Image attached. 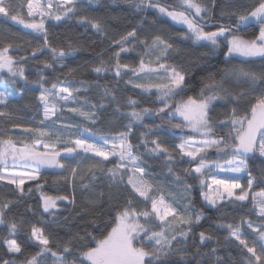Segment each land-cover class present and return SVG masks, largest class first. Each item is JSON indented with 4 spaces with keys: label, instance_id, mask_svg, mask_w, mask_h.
<instances>
[{
    "label": "snow or ice",
    "instance_id": "obj_1",
    "mask_svg": "<svg viewBox=\"0 0 264 264\" xmlns=\"http://www.w3.org/2000/svg\"><path fill=\"white\" fill-rule=\"evenodd\" d=\"M99 2L27 0L28 19H25L11 0H0V14L43 39L42 43L33 44L19 33L9 32L11 40L5 35L6 42L0 47V73L6 72L7 77L0 76V83L7 86L23 81L27 85L24 64L30 59L35 58L43 69L56 70L57 66L65 67V57L79 50L73 42L67 48L54 47L49 40L54 25L46 26V20L59 24L75 19L85 31L90 27L101 37H107L104 21L85 14ZM125 3L136 13L152 9L186 28L181 31V39L205 48L201 56L205 63L210 62L207 58L220 53L222 46L226 47L222 52L224 67L216 71L205 69L209 74L201 77L199 95L184 99L189 87L188 70L169 63L171 52L175 51L170 39L161 34L141 37L147 19L142 16L131 30L118 39H110L107 60L103 51L98 53L99 63L93 64L91 71L97 78L113 73L116 80L111 87L95 85L100 93L98 102H91L85 95L93 84L81 81L77 85L57 78L48 87L41 71L38 80L32 83L39 88L35 109L42 118L34 116L20 123L17 122L20 117L9 108L24 98L25 89L15 96L0 91V106H3L0 107V185L10 186L8 191L12 192L11 197H0L3 201L0 229L7 230L0 241V248L6 249V258L0 264H229V259L232 264H264V191L251 194L257 176L249 170V161L257 156L264 164V69L229 67L234 56L264 60V0L252 5L238 0L222 3L125 0ZM217 7L220 18L235 19L229 23L217 20L212 30L210 22ZM257 26L258 34L254 38L242 35ZM137 43L143 46L139 63H123L122 54L135 51ZM17 52L24 54L17 58ZM48 53L50 59L38 58ZM68 71L73 73L75 69ZM121 80L140 93L155 95L158 106L138 108V100L131 96L124 101L118 94ZM124 103L129 110H124ZM218 107L224 109L223 118L213 115ZM109 109L112 112L109 125L115 120H127L123 130L112 135L100 126ZM65 112L82 118V122L64 117ZM150 116L158 117L161 123L145 122V117ZM9 125L19 132L10 131ZM137 125L146 131H140L139 142L133 143L131 138ZM165 125L169 130L194 135L187 139L180 135L181 142L172 147L161 136ZM209 153L216 155L212 157ZM149 158L163 161L178 191L170 190L156 178ZM179 162L189 165L183 168V175L176 171ZM45 169L61 170L49 174L55 176L56 184L61 181L67 184L71 194H47L40 182ZM65 171L67 175L63 174ZM260 177L264 178V168ZM189 178L199 185L203 201L199 209L194 203L196 184L189 182ZM98 180L106 182L107 193L96 189ZM34 190L39 193L38 206L43 210L39 225L22 213L12 214L13 207L24 202ZM77 190L89 206L82 212H95L97 206L105 205V198L107 205L100 208L99 217L93 216L89 221L92 230L84 229L56 240L54 248L53 236L45 228L61 226L57 201L72 205L75 210ZM249 200L252 204L249 211L254 212L257 221L245 214L239 223L219 222L217 227L227 233L222 245L218 238L215 245H209L214 236L207 231H199V243L194 242V226L204 219V205L224 212L246 208ZM27 211L36 214L31 206ZM44 213L52 219L45 221ZM20 233L24 234V243L19 242ZM190 239L194 251L189 250ZM28 244H34L37 250L26 255ZM221 247H235L239 259H233L231 253L226 259L219 251Z\"/></svg>",
    "mask_w": 264,
    "mask_h": 264
},
{
    "label": "trees",
    "instance_id": "obj_2",
    "mask_svg": "<svg viewBox=\"0 0 264 264\" xmlns=\"http://www.w3.org/2000/svg\"><path fill=\"white\" fill-rule=\"evenodd\" d=\"M11 2L16 6V8L21 12V15L28 19L27 17V0H11ZM162 3L171 2V0H161ZM223 0H218V3H222ZM240 3H247L249 5L255 4L257 0H238ZM89 15H94L98 18H101L107 29V37H101L98 33H96L90 27L87 31L85 28L79 26L76 23V20L64 21L57 24L55 21H47V25H54L51 28L49 33V40L52 42V45L57 48H67L70 42H73L75 46L79 49L72 55H69L64 58V68H60L57 66L56 70L52 69H43V65L36 62L35 58L30 59L27 63L24 64L25 74L28 77L29 83L27 85L24 84L23 81H19L18 85H4L0 83V91H5L7 94L15 96L18 91L21 89H25L26 94L24 98L19 101L18 104L11 105L9 110L14 112L16 116L20 117V120L17 122L24 123L31 120L34 116L36 119L42 118L41 115L36 113L35 105L38 103L36 97L39 95V88L37 85L33 84L32 81H36L39 78L41 71H43L45 75V85L50 87L52 83L56 82L57 78L64 80H71L74 84H79L81 81H85L87 83L93 84V87L90 89L88 94L89 100L93 103L99 101L100 93L99 90L95 87L98 83L99 85H107L109 87L114 86L116 84V80L114 79L113 73H107L99 78L96 77V74L91 71V67L93 64L99 63L98 53L103 51V58L107 60L110 55L109 42L110 39H118L120 35L124 34L126 31L131 30L133 27L137 25L142 16L147 17L144 20L145 27L140 31L141 37L151 36L154 34H161L165 38L170 39V41L174 44L175 51L171 52V56L169 59V63H173L176 66L183 67L188 70L187 79L189 81V87L185 90L186 95L183 97L184 99L187 96H198L200 93V88L202 86L201 77L207 76L209 71H205L208 69L210 71H216L220 68L224 67V57L222 52L226 51V47L222 46V50L220 53L213 57L207 58L210 60L209 63H205L201 60L202 53L206 51L205 48L200 47L199 44H193L192 41L182 40L181 39V31H186L185 28L179 27L175 25L173 22L168 20L166 17L160 16L155 10L149 9L144 13H136L131 8L128 7L125 0H100L99 4L93 6L90 13H85ZM155 19L157 22L155 24L151 23V21ZM235 18H232V21L229 20L228 17L220 18V9L217 7L214 10V16L212 21L210 22V27L212 25H216L217 20L223 23L234 22ZM5 30H8L7 32ZM214 30V27H212ZM19 33L24 35L27 40H32L33 44L42 43V37H36V34L30 33L29 30L23 29L20 25L16 24L14 21L5 18L2 14H0V33L4 35H0V47L4 45L5 35L8 36V39L11 40L12 37L8 33ZM258 34V26L255 28L248 29L246 32L242 33V35L247 38H254L255 35ZM35 37V38H34ZM226 43V42H225ZM142 45L138 43L135 45V51L129 53L122 54V62L128 64H138L139 63V53L142 51ZM30 51V49L28 50ZM47 52V50H45ZM17 58L19 55L24 54L23 52H17ZM50 53L47 56L40 54L38 58L40 60L50 59ZM24 63V62H22ZM232 66L245 67L248 69H253L256 71H260L264 69V60L261 58H253L252 60L238 59L236 57L232 58ZM75 69L73 73H69L68 69ZM0 76L7 77L6 72L0 73ZM119 95L124 98L126 101L127 97L131 96L133 99L138 100V108L142 107H152L153 105H157L155 95L148 96L146 93H140L139 89L132 88L131 85H125L121 80L119 82ZM19 100V97H17ZM181 99V97L176 98ZM3 107V106H0ZM124 110H129V106L124 103ZM224 109L217 108L213 113L214 117L223 118ZM64 117H71L73 122H82V118L73 116L71 113H63ZM2 119V118H0ZM112 119L111 109L107 113L104 114L100 126L102 130L109 135L115 134L117 131L123 130V126L127 123V120H115L111 125H109L108 121ZM155 122L156 124H160L161 121L156 116L145 117V122L151 123ZM175 122V121H174ZM7 123V122H4ZM2 126V125H0ZM137 131L134 136L131 138L133 143L139 142L140 131H146L142 126H136ZM9 130L14 132H19V129H11L9 125ZM175 132V135L173 134ZM180 135H184V138H188L191 133H179V130H169L167 125L161 130L162 139L165 140L167 144L174 147L175 144L181 142ZM60 147H63L61 145ZM210 156L215 157V153H209ZM261 159L257 156L254 160L249 161V170L253 172L255 176H257V182L253 186L251 190V194H257L261 191H264V178L260 177L261 169L264 168V164L261 163ZM176 160L179 161L180 158L176 157ZM151 163V168L156 178L164 183L170 190L176 192L178 189L174 184H172V177L167 174L166 168L163 166V161L161 159H152L149 158ZM75 161H73V164ZM111 166V165H109ZM189 165L184 164L183 162H179L176 165V171L183 175V168L188 167ZM52 172L60 173L61 170H55ZM49 172V173H52ZM49 173H44V176L41 178V183L44 185V191L52 196L56 195H64L71 194V188L63 183L56 184L55 176ZM67 175L68 173L65 171L63 173ZM189 182L195 183L196 187L194 190V203L197 206V209L203 205V201L200 199L199 195V185L198 182L191 181L189 178ZM8 185H0V197H11L12 192L8 191ZM27 187V185H26ZM95 187L97 190H103L107 193V184L106 182H102L98 180L95 182ZM0 202H3L0 200ZM247 207L243 209L236 210H225L224 212H217L215 209H211L210 207L204 205V219L201 220L199 225L194 226L196 232L194 234V242L199 243V231H207L214 236V239L209 242V245L216 244V238L219 239L221 245L224 242V236L227 234L226 230L219 229L217 227L219 222H235L239 223L241 215H247L248 218H251L253 221H257V217L254 212H250L249 209L252 207L251 200L247 201ZM59 205V215L58 220L60 221L61 226H48L45 228V231L53 236V247L55 248V241L60 239H66L71 234H74L77 231H82L84 229L92 230L91 224L89 221L93 218V216L99 217L100 208L106 207L107 199L105 198V205L97 206L95 212L90 211H81L82 209H87L89 206L86 203L85 196L81 194L80 190L76 191V207L75 210H72V205H66L63 201H57ZM39 193L33 191V193L29 197L24 198V202L19 203L13 207V213L19 216V214H24L25 218L30 219L31 222L39 225L41 223L40 213L43 212L42 208L39 206ZM31 206L35 213L28 212V207ZM231 209V206H229ZM79 213V215H78ZM10 214V216L12 215ZM66 218V219H65ZM106 218V217H105ZM43 219L48 221L52 219L48 216V214H43ZM250 233V230H248ZM7 235L6 229H0V241H2L3 237ZM250 235H253L250 233ZM19 242L24 243L25 238L24 234H19ZM193 240L190 239L189 245L190 251H194ZM37 250L34 244H28L26 255L28 253H34ZM209 248H202V251H208ZM222 256L226 259L229 257V253L233 259H239L238 250L235 247L232 248H224L221 247L219 249ZM6 258V249L0 248V260ZM21 259H24L22 256ZM229 264H232V259H229Z\"/></svg>",
    "mask_w": 264,
    "mask_h": 264
},
{
    "label": "rangeland",
    "instance_id": "obj_3",
    "mask_svg": "<svg viewBox=\"0 0 264 264\" xmlns=\"http://www.w3.org/2000/svg\"><path fill=\"white\" fill-rule=\"evenodd\" d=\"M167 18V17H166ZM36 19H39V17H37ZM168 19V18H167ZM169 20V19H168ZM171 21V20H170ZM171 22H173V21H171ZM174 23V22H173ZM175 24V23H174ZM175 25H177V24H175ZM177 26H179V27H182L181 25H177ZM214 25H212V27H213ZM22 27V26H21ZM23 28V27H22ZM186 29V28H185ZM234 57H236V58H238V59H244V58H242V57H239V56H234ZM78 117V116H77ZM187 139V138H186ZM186 159V158H185Z\"/></svg>",
    "mask_w": 264,
    "mask_h": 264
},
{
    "label": "water",
    "instance_id": "obj_4",
    "mask_svg": "<svg viewBox=\"0 0 264 264\" xmlns=\"http://www.w3.org/2000/svg\"><path fill=\"white\" fill-rule=\"evenodd\" d=\"M44 173H49V172H52V171H55V170H51V169H45V170H42Z\"/></svg>",
    "mask_w": 264,
    "mask_h": 264
}]
</instances>
